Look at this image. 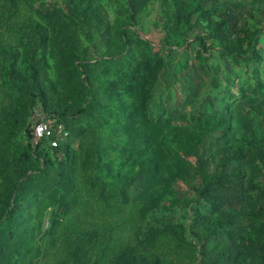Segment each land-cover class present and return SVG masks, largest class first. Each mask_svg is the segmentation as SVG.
I'll use <instances>...</instances> for the list:
<instances>
[{
    "label": "trees",
    "instance_id": "1",
    "mask_svg": "<svg viewBox=\"0 0 264 264\" xmlns=\"http://www.w3.org/2000/svg\"><path fill=\"white\" fill-rule=\"evenodd\" d=\"M65 1L67 11L52 15V27H47L35 17L40 0H0V264H264V229L253 227L254 234L246 239L239 234V211L221 210L218 189L229 175L225 167L241 156L239 146L228 142L233 148L224 147L214 176L197 151L204 135L229 129L231 107L245 92L230 97L228 116L206 112L191 128L171 119L150 118V88L161 60L144 54L136 61L132 52V20L146 11L148 0H125V7H120L117 25L122 40L116 50L108 51L111 70L103 67L105 78L96 82L81 70L75 33L80 29L110 33L113 26L94 0ZM207 1L163 0L165 28L195 45L191 64L204 78L210 75L205 60L211 50L221 64L227 59L262 60L260 29L232 32ZM46 55L55 61L56 78L48 73ZM26 96L37 98L35 106L65 124L69 132L65 142L56 148L47 139L32 143L35 106L29 108ZM1 97L17 103L4 106ZM81 118L94 122L97 132H105L110 151L120 154L123 166L128 164L117 171L120 186L92 171L96 167L112 173L106 149L83 145L72 149L68 124ZM22 131L30 132V149L13 154L5 142ZM192 156L195 170L189 162ZM12 157L20 161L19 168L12 167ZM55 165L62 180L46 191L38 189L35 181ZM193 174L218 215L199 216L202 230L197 232L177 221L143 231L148 215L161 207L174 183ZM230 174L240 176L235 168Z\"/></svg>",
    "mask_w": 264,
    "mask_h": 264
},
{
    "label": "rangeland",
    "instance_id": "2",
    "mask_svg": "<svg viewBox=\"0 0 264 264\" xmlns=\"http://www.w3.org/2000/svg\"><path fill=\"white\" fill-rule=\"evenodd\" d=\"M94 1L103 9L106 20L113 26L111 32L100 34L94 29H80L76 31L75 36L78 47L76 54L83 65L81 70L96 82L105 78L103 67L107 66L110 70L112 68V64L108 63L112 54L108 51L116 50L122 40L117 18L120 7H125L126 1ZM207 3L215 9L216 17L225 21L234 33L241 32L243 28L260 29L258 33L264 44V4L248 0H208ZM61 10L67 11L65 0H40L35 7V17L38 22L52 27L50 17L54 14L55 17ZM135 20H132L135 23V45L132 49L134 59L140 61L144 54H149L161 60L157 80L150 88V118L171 119L191 128L199 116L206 112L228 116L226 108L232 101L231 98L239 94L240 90L245 92V97L239 98L231 107L229 129L219 128L204 135L197 151L202 154L205 165L214 176L224 147L233 148L228 142L239 146L241 156L225 167L229 175L224 187L218 190H221L223 198L221 210L239 211L242 221L239 234L248 239L255 229H264V58L259 62L245 59L240 63L227 59L225 64H221L218 63V53L211 50L209 58L205 60L211 71L209 77L204 78L202 72L191 64L195 45L193 46L190 40L184 42L178 31L168 32L165 28L163 0H148L146 11ZM205 41L207 46L212 45L210 36L207 35ZM262 53L264 54V46ZM45 57L49 75L56 78L55 61L47 55ZM72 91L76 93L79 88H72ZM125 96L130 100L128 93H125ZM26 100L29 102V108L38 102L37 98L30 96H26ZM30 101L34 103L31 104ZM16 103L17 99L1 97V104L4 106ZM68 126L71 130L69 141L72 149L76 150L81 145L106 149L105 155L113 167L112 173H106L96 167L92 171L106 183L120 186L117 171L124 170L128 164L123 166L125 162L120 154L110 151L107 134L97 132L98 126L87 118L72 121ZM27 135L29 136L30 132ZM27 135L22 131L5 142L11 153L29 151ZM189 162L195 170L196 157H190ZM20 164L16 157L11 158L12 167L19 168ZM55 166L53 171L35 181L38 189L46 191L62 180L58 165ZM232 168L238 169L240 176L231 175ZM200 182L194 174L190 179L177 180L172 193L167 196L161 207L148 215L143 231L149 226L164 224L167 221L182 222L189 232L202 230L199 216L204 214L215 217L218 210L204 195ZM127 189L133 193L132 187ZM187 237L191 239L192 235L188 233Z\"/></svg>",
    "mask_w": 264,
    "mask_h": 264
},
{
    "label": "built area",
    "instance_id": "3",
    "mask_svg": "<svg viewBox=\"0 0 264 264\" xmlns=\"http://www.w3.org/2000/svg\"><path fill=\"white\" fill-rule=\"evenodd\" d=\"M31 129V141L33 144H37L42 139H47L50 145L56 148L62 142H65L69 136L65 124L56 116L46 114L40 105L33 108ZM58 158H62V153L58 154Z\"/></svg>",
    "mask_w": 264,
    "mask_h": 264
}]
</instances>
